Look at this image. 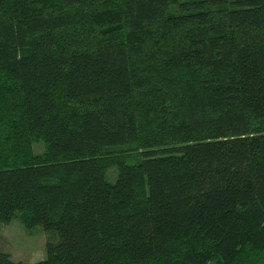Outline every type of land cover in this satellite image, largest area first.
Here are the masks:
<instances>
[{"label": "trees", "instance_id": "16d2710c", "mask_svg": "<svg viewBox=\"0 0 264 264\" xmlns=\"http://www.w3.org/2000/svg\"><path fill=\"white\" fill-rule=\"evenodd\" d=\"M16 216L33 264H264V0H0Z\"/></svg>", "mask_w": 264, "mask_h": 264}, {"label": "rangeland", "instance_id": "374dc122", "mask_svg": "<svg viewBox=\"0 0 264 264\" xmlns=\"http://www.w3.org/2000/svg\"><path fill=\"white\" fill-rule=\"evenodd\" d=\"M32 149L37 155L43 154L45 151L43 140H34ZM132 155L134 157L128 158L129 162H134L140 157L138 153ZM116 177L117 166L109 165L107 167V179L113 183L116 181ZM0 234V247L7 251L15 261L22 264H33L45 258L48 237L41 227L27 228L20 216H16L1 227Z\"/></svg>", "mask_w": 264, "mask_h": 264}]
</instances>
